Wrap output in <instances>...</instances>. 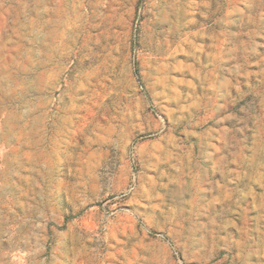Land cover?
I'll return each instance as SVG.
<instances>
[{"label":"rangeland","instance_id":"rangeland-1","mask_svg":"<svg viewBox=\"0 0 264 264\" xmlns=\"http://www.w3.org/2000/svg\"><path fill=\"white\" fill-rule=\"evenodd\" d=\"M0 264H264V0H0Z\"/></svg>","mask_w":264,"mask_h":264}]
</instances>
